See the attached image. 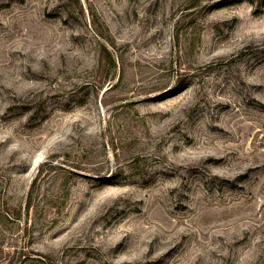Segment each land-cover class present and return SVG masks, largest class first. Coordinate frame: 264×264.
I'll list each match as a JSON object with an SVG mask.
<instances>
[{
	"label": "rangeland",
	"instance_id": "obj_1",
	"mask_svg": "<svg viewBox=\"0 0 264 264\" xmlns=\"http://www.w3.org/2000/svg\"><path fill=\"white\" fill-rule=\"evenodd\" d=\"M0 264H264V0H0Z\"/></svg>",
	"mask_w": 264,
	"mask_h": 264
}]
</instances>
